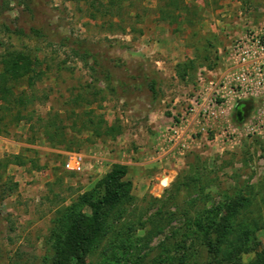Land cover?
I'll return each instance as SVG.
<instances>
[{"label":"rangeland","instance_id":"374dc122","mask_svg":"<svg viewBox=\"0 0 264 264\" xmlns=\"http://www.w3.org/2000/svg\"><path fill=\"white\" fill-rule=\"evenodd\" d=\"M253 33L264 0H0V61L20 53L39 74L12 85L22 103L0 101V264H48L67 208L87 230L97 217L84 264H206L194 224L239 196L238 222L262 218L242 263L264 264V134L202 113ZM114 164L131 199L95 213L83 197Z\"/></svg>","mask_w":264,"mask_h":264},{"label":"trees","instance_id":"16d2710c","mask_svg":"<svg viewBox=\"0 0 264 264\" xmlns=\"http://www.w3.org/2000/svg\"><path fill=\"white\" fill-rule=\"evenodd\" d=\"M0 63V101H6L9 96H15L12 93V85L15 82L26 77L30 83L33 76H39L36 70L33 69L31 60L23 54H6ZM152 83L150 85L151 90H153ZM16 101L18 105L22 103V95L16 97ZM251 108L252 104L249 102H236L233 112L234 122L239 123L235 116L237 110L242 112L244 119L248 116ZM125 173L124 166L114 164L110 171L97 182L92 192L83 197L85 199L84 203L91 201L89 197H93L96 192L97 195L94 198L98 201L92 206L95 213L99 210L101 204L109 201L112 205H118L116 211L121 214L124 211L122 206L131 199L128 192L130 183L123 180ZM239 197L238 202L228 201V205H222V207L213 211L209 210L207 223L194 224L195 228H198L203 235L206 253L209 257L207 263L209 264L211 259L225 264H244L241 256L254 249V247L249 246L251 229H258L259 225L255 224L262 221V218L261 215L258 218H251L250 215H246V220L249 219L250 222H238L236 219L240 209H243L249 203V198ZM222 209L224 215L217 216V213ZM95 215L90 222V229L87 230L85 227L80 226L82 220L77 219L74 209L67 208L66 212L63 213V219L58 222L57 231L53 232L48 239L52 249V255L46 257L49 261L48 264H84V255L89 245L91 232L96 229L97 217ZM259 257L260 254H257L253 261L254 264H259L258 260L261 259ZM247 264H250V262Z\"/></svg>","mask_w":264,"mask_h":264},{"label":"built area","instance_id":"2783aa9c","mask_svg":"<svg viewBox=\"0 0 264 264\" xmlns=\"http://www.w3.org/2000/svg\"><path fill=\"white\" fill-rule=\"evenodd\" d=\"M230 54L236 69L231 75L228 74L223 78L219 84L222 87L227 84L236 102L252 104L251 111L239 126L243 129L245 127V131L249 134H264V33L261 37L253 33L243 40L232 43ZM210 85L213 86L212 93L216 94V97L222 98L215 88L218 83L213 84V81H210ZM208 101L211 103V99ZM255 104L256 106H254ZM214 105L202 108L205 117L215 116L216 112V116H218L224 112L218 105L216 111L213 108ZM63 167L69 172H81L83 170L81 156L70 155L65 160Z\"/></svg>","mask_w":264,"mask_h":264},{"label":"crops","instance_id":"0c3cea01","mask_svg":"<svg viewBox=\"0 0 264 264\" xmlns=\"http://www.w3.org/2000/svg\"><path fill=\"white\" fill-rule=\"evenodd\" d=\"M225 77H227V75L223 76V74H221V76H218V78L216 79V83H218V85H216L215 88H217V90L220 93V96H222V99H221L220 103L218 104L219 108H221L224 112H226L227 116L230 117L231 114L234 112L236 100H235L233 94L229 91L227 84H225L224 87L220 86V84H219V82H221V80ZM206 90H208V91H206ZM210 91H211V86L207 85L205 87V91L203 93L205 96H203V97H208ZM194 123H195V120H194ZM238 125H240V124H238Z\"/></svg>","mask_w":264,"mask_h":264},{"label":"water","instance_id":"95a60500","mask_svg":"<svg viewBox=\"0 0 264 264\" xmlns=\"http://www.w3.org/2000/svg\"><path fill=\"white\" fill-rule=\"evenodd\" d=\"M235 116L237 118V121L241 122L243 120V115H242V112L240 110H237Z\"/></svg>","mask_w":264,"mask_h":264}]
</instances>
